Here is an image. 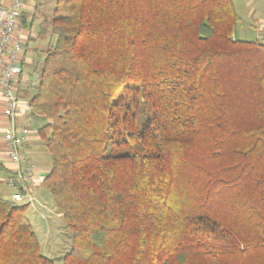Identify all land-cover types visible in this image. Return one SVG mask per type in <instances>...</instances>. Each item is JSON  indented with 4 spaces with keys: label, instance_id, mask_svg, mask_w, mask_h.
Returning a JSON list of instances; mask_svg holds the SVG:
<instances>
[{
    "label": "trees",
    "instance_id": "trees-1",
    "mask_svg": "<svg viewBox=\"0 0 264 264\" xmlns=\"http://www.w3.org/2000/svg\"><path fill=\"white\" fill-rule=\"evenodd\" d=\"M233 0H56L30 115L63 264H264V42ZM0 188V264H55Z\"/></svg>",
    "mask_w": 264,
    "mask_h": 264
},
{
    "label": "crops",
    "instance_id": "crops-1",
    "mask_svg": "<svg viewBox=\"0 0 264 264\" xmlns=\"http://www.w3.org/2000/svg\"><path fill=\"white\" fill-rule=\"evenodd\" d=\"M0 3L9 5L11 0H0ZM55 3L56 0L54 5L52 0H23L21 17L14 32V38L20 37L22 39L23 50L18 56V64L23 68V72L16 75L11 82L12 90L22 102H30L36 93L46 51L54 44L55 38L52 35L51 18ZM49 4L52 6L51 8ZM33 72L35 77L32 78ZM5 106L6 99L0 89V172H7L6 177L0 173V188L5 186L2 187L5 192L3 194L10 199L15 188L7 184V177L16 174L19 169L24 172L27 166V158H30L34 169L30 187L31 193L34 192L35 186L43 184V179L50 169H47L44 174V165L41 164V159L45 157L46 152L37 132V128L44 123V120L42 118L34 119L24 104L16 110L18 127L28 130L27 140L20 149L22 154L20 166L10 159L4 133L11 124L12 118L5 114Z\"/></svg>",
    "mask_w": 264,
    "mask_h": 264
},
{
    "label": "built area",
    "instance_id": "built-area-1",
    "mask_svg": "<svg viewBox=\"0 0 264 264\" xmlns=\"http://www.w3.org/2000/svg\"><path fill=\"white\" fill-rule=\"evenodd\" d=\"M23 0H11L9 5L0 3V89L6 99L5 114L12 122L4 133L10 159L19 165L22 159L20 152L27 140V128L17 125L16 110L24 104L31 110L30 102H22L11 88V82L16 75L22 74L23 68L18 64V56L23 50L22 39L14 38V32L22 13ZM260 38L264 42V18L260 21ZM26 170L20 169L16 174L7 177V184L15 188L11 199L15 203L33 204L34 198L30 192L33 178V164L26 159ZM20 166V165H19Z\"/></svg>",
    "mask_w": 264,
    "mask_h": 264
},
{
    "label": "rangeland",
    "instance_id": "rangeland-1",
    "mask_svg": "<svg viewBox=\"0 0 264 264\" xmlns=\"http://www.w3.org/2000/svg\"><path fill=\"white\" fill-rule=\"evenodd\" d=\"M233 1L240 16L235 29L236 37L247 40H261L260 20L264 18V0ZM54 2L55 0H52L53 5ZM32 74V78L35 77V73L33 72ZM44 150L46 155L41 159V164L44 165L45 174L47 169H51L52 162L50 153L47 149L44 148ZM0 173L4 177L7 176L5 171ZM2 187L5 186H1V190L5 193ZM31 194L34 198V203L28 204L25 213L38 235L40 251L50 257L55 264H63L65 254L73 246L72 232L68 228L62 213L59 212L51 192L43 184L35 186L34 192ZM10 200L12 199L10 198Z\"/></svg>",
    "mask_w": 264,
    "mask_h": 264
}]
</instances>
